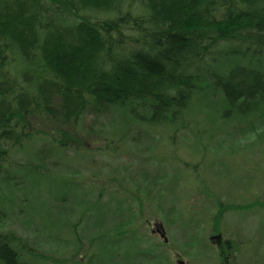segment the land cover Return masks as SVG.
<instances>
[{"label":"rangeland","instance_id":"374dc122","mask_svg":"<svg viewBox=\"0 0 264 264\" xmlns=\"http://www.w3.org/2000/svg\"><path fill=\"white\" fill-rule=\"evenodd\" d=\"M242 114L215 93L174 125L114 108L68 128V149L51 140L60 122L36 121L45 134L0 174V233L30 264H264V105Z\"/></svg>","mask_w":264,"mask_h":264},{"label":"trees","instance_id":"16d2710c","mask_svg":"<svg viewBox=\"0 0 264 264\" xmlns=\"http://www.w3.org/2000/svg\"><path fill=\"white\" fill-rule=\"evenodd\" d=\"M213 93L242 116L264 105V0H0V174L45 134L36 121L60 122L51 140L68 149L85 114L174 125ZM17 242L0 233V264H30Z\"/></svg>","mask_w":264,"mask_h":264},{"label":"flooded vegetation","instance_id":"af4514ba","mask_svg":"<svg viewBox=\"0 0 264 264\" xmlns=\"http://www.w3.org/2000/svg\"><path fill=\"white\" fill-rule=\"evenodd\" d=\"M217 238L220 239V240H218L217 244H219V247L221 249L222 254L223 255L226 254L225 258L227 259L228 258V254H229L228 250H229L230 243H229V241L224 240L221 236H219Z\"/></svg>","mask_w":264,"mask_h":264},{"label":"water","instance_id":"95a60500","mask_svg":"<svg viewBox=\"0 0 264 264\" xmlns=\"http://www.w3.org/2000/svg\"><path fill=\"white\" fill-rule=\"evenodd\" d=\"M155 233H158L160 236H161V238H163L164 239V241L165 242H167L168 241V239H167V237H166V233H165V230H164V228H163V225L161 224V223H156L155 224ZM180 264H185L184 262H180Z\"/></svg>","mask_w":264,"mask_h":264}]
</instances>
